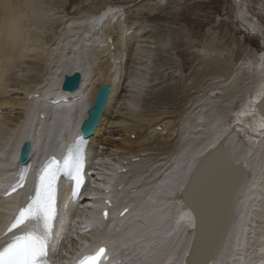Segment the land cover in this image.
Here are the masks:
<instances>
[{"label": "bare ground", "instance_id": "bare-ground-1", "mask_svg": "<svg viewBox=\"0 0 264 264\" xmlns=\"http://www.w3.org/2000/svg\"><path fill=\"white\" fill-rule=\"evenodd\" d=\"M13 1L15 0H0L2 3L0 6L4 11L3 20H5L0 27V35L12 37L4 42H1L2 38H0V56L4 57L0 61V116L7 118H0V132L3 133V135L0 133V184L10 183L19 148L28 137L32 138L33 144L31 160L38 159L43 153L60 155L62 144L58 138L66 137L63 140L65 144L69 137L80 134L79 127L87 119L86 113L93 106L100 86L108 84L112 87L108 108L94 137L87 142V148L91 155L88 159L89 165L94 161L99 162L98 179L91 181L93 187L90 191L97 200L92 201L91 205L104 209L106 208L104 201L107 199L114 204L119 201H125L123 205L129 204V213L122 223L116 224L113 231H109V225L105 224V228L100 233L101 238L116 239L109 243L119 246L116 250L117 254L111 252L114 255L112 259L125 258L120 264H184L188 245L194 234L195 222L183 207L180 193L203 155L223 142L231 148L234 163H240L248 170L249 178L247 184L238 191L244 185H241L244 176L241 171L230 167L220 153L210 157L204 165L203 175L197 178L195 188L191 190L201 210L202 237L196 248L198 252L194 258L195 264H203L209 258L218 246L222 234L224 235L222 242L224 241L229 228L231 231L227 235L225 247L223 250L220 249L221 257L214 259L212 264H264V260H259L261 258L259 255L264 254V119L258 114L256 104L264 97V53L253 54L250 60L237 64L232 75L226 79L225 70H228V67L224 70L222 67L220 70L218 68L221 66V62L218 61L220 57L215 56L222 52H216L214 44H205L199 56L210 59L207 58V62L211 70L204 72L203 78H205L204 83H210L207 85L213 88L210 87L211 92L208 91L210 93L208 96L206 94L205 99L202 96L204 100L193 102L213 104L215 115L209 117L202 108L197 112L186 111L184 110L186 105L181 104L182 107L172 109V113L164 112V115L176 114V117L180 115L182 119L178 118L175 127H171L178 129L169 131L167 137L165 136L166 138L161 141L162 145L155 143L152 147L153 140L159 138L160 141L161 137L155 138L148 133L145 137L139 136V129L144 128L140 126V122L146 120L144 116L139 114L137 116L135 113L129 119L123 112L119 116H116L118 112H114L118 98L126 93L119 76L123 69H127L125 66L129 61L125 60L127 54L122 49L128 46L129 39L135 40L138 37L137 35L135 38V32L130 36L127 35L131 30L125 28L117 19L120 11L111 6L98 14L85 12L84 14H88H81L82 16L66 21L55 43L47 49V53L42 54L40 62H35L32 54H30L31 60L22 57L25 51L22 33L25 34L26 30L22 31L21 24L24 23V18L23 15H18L21 10L15 7V3L19 0ZM233 2L237 7L236 30L246 39H260V44L264 48L263 27L248 16L250 14H248L247 0H233ZM113 18L117 19L116 23L110 21ZM130 19L135 20V17L130 16ZM146 41L143 43H149ZM134 42L132 48L133 44L135 48L132 51L137 54L140 48H143L140 45L142 42ZM214 57L218 60L215 61ZM17 60L22 64H29L27 69L33 72L31 81H34V89H38L37 93L30 95L29 93L32 92L30 87H20L31 83L16 78L14 80L12 75H8L13 64L18 63ZM225 60L223 62H226ZM144 69L145 64L135 63V78L139 75L138 72ZM146 69V73L150 71L148 67ZM76 71L83 77L81 88L75 93L63 92L61 85L64 75ZM140 76L141 74L138 78ZM207 78L210 79L206 80ZM141 79L143 78L138 79L139 82ZM242 79H247L249 83L252 81V84L248 85H253L250 87L254 92L250 88L253 93L249 94L251 91L247 88L244 91H249L247 94L250 96H244L243 93L244 97L240 98L241 94L237 97L234 90L238 88L235 84ZM135 84H133L135 90L140 91L142 84L138 85L140 88ZM238 84L240 85V82ZM243 86L241 88L246 87ZM240 90L236 91L240 92ZM11 92L14 94L11 95ZM135 93L138 94L136 91ZM158 97H161V101H165L168 100L169 95L165 93ZM236 98L242 100L241 103L239 102L244 108L242 115H237L236 125H232L233 121L226 123L228 119L224 123V118H230L229 113H225V109L229 107L227 110L230 111V105L237 102ZM217 105L221 108L217 109ZM223 106L225 112H222ZM199 107H202V104ZM112 113L115 115L111 120L112 125L113 123H122V125L113 129L110 134L119 133V129L122 131L128 124L129 128L134 129L127 131L129 137L134 133L138 137L135 142L127 137L121 140L119 146L116 141L106 137V125L110 123L108 118ZM41 115L45 116V119H41ZM149 122L155 124L151 120ZM164 124L163 122L161 125L155 124L156 126L151 128L154 133H151L157 134V127L163 125L164 128H161L160 132L164 135V131L168 130L165 122ZM195 129L198 131H194ZM235 134L238 137H235ZM100 147L103 151L101 157L97 154ZM113 150H123V153L109 168L105 161L114 153ZM93 153L96 154L94 159ZM132 159H135V162H132ZM124 161H129V164L125 165ZM129 166L132 167L128 168ZM155 166L156 169L153 170ZM93 167L96 166L92 165L89 171L95 170ZM24 195L25 192L22 191L6 201L0 200V220L8 216L13 204L20 202ZM232 209L235 211V218L231 225ZM74 212V207L69 206L65 215L68 217ZM80 213L93 215L94 211L81 210ZM87 218L85 217L84 220L89 222ZM91 225L93 226L92 222ZM93 235L94 233L91 234ZM131 255H135V258L127 261Z\"/></svg>", "mask_w": 264, "mask_h": 264}, {"label": "rangeland", "instance_id": "rangeland-1", "mask_svg": "<svg viewBox=\"0 0 264 264\" xmlns=\"http://www.w3.org/2000/svg\"><path fill=\"white\" fill-rule=\"evenodd\" d=\"M17 3H15V7L17 6V8L21 10V13L18 15H23L22 17L24 18V21L22 18L24 25L21 24L22 31L26 30L25 34L22 33L23 39L21 38L23 49H25L22 57L23 59L26 57L25 59L31 60L32 56L30 54H32V59L36 60L35 62H40L42 54L47 53V49L55 43L60 32L64 29L66 21L88 13L98 14L105 8L111 6L116 7V9L120 11L118 16L119 21L122 22L125 28L131 30L133 33H136L135 38L137 35L138 37L135 40L133 38L132 40L129 39L127 43L128 46L122 49L127 54V58H125V60L129 61V64L127 63L128 66H125L127 69H123L119 76L121 85L123 84L125 87L124 92L126 93H123L122 96L118 98L114 112H118L116 116H119L123 112L124 116L129 119L135 113L137 116L138 114L140 116H144L146 120L145 122H140V126H144V128L139 129V136L145 137L148 133L151 136H155V138L161 137L160 141L159 138L153 140L152 147L155 143L162 145L161 141L167 137L166 134H168L171 130L175 131L178 129L177 127L171 129V127H175L178 123V118L182 119L179 117L180 115L177 117L175 116L176 114L172 116L171 114L164 115V112L165 114L169 113L167 111L172 113V109H176V107L178 109L179 107L186 105L184 108L186 111L191 110L197 112L200 108H202L205 109L203 112L209 117H213L215 115L216 112L213 104H204V102H199L202 104V107H199L201 104H194V102L204 100L211 92V88H213L212 86H208L210 83L205 82V84V78H203V73L206 71L210 72L211 70V67L208 64L209 62H207L210 59L207 57V60V58L205 59L199 56V54H201L200 51L204 49L205 44H214L216 47L215 49L217 50L216 52H222H218L220 54H215L216 57H220L219 60L216 57H214V59L215 61L217 59L221 62V66H218L220 70H222V67L223 70L228 67V70H225L226 79L232 75L237 64L243 62L244 60H250L253 54L264 53V48H262L260 44V39H246L243 37V34L236 30L235 15L237 7L234 6L233 0H19ZM247 6L249 7L248 14H250L248 16L252 20L255 19L254 21H257L264 30V0H247ZM85 12L88 13L84 14ZM3 13V8L0 6V27L2 26V22L5 23V20H3ZM129 13H131V15ZM130 16L135 17V20L130 19ZM6 23L8 25V22ZM135 29L137 30L135 31ZM0 38H2L1 42H4L7 39H12V37H5L4 35H0ZM146 40L149 43H143V41ZM134 41L142 42L140 45H142L143 48H140V52H137V54H135V51H132V49L135 48V44H133L132 48V43ZM25 42L28 43L26 44ZM27 52L28 57L26 55ZM142 53H144V58H142ZM3 58V56H0V61H2ZM224 59H226V62H223ZM135 63L145 64V72L144 70L142 72H138L139 75L141 74L139 78V75L135 78ZM28 65V63L22 64L20 62L13 64V67L8 75H12L14 80L16 78L20 81L22 80L26 83H31L20 87H30L32 92L29 94L31 95L37 93L38 89H34L35 83H33V80L31 81L33 72L27 69ZM146 67L150 70L147 73ZM144 77L146 78L145 80ZM140 78L143 79L139 82L138 79ZM208 79L210 78H207L206 80ZM244 80L245 79H242V81L239 80L235 84V86L238 85V88H241L243 84H246V87L243 86L245 88H241L243 92L236 88L237 86L235 87L236 89L234 91L237 97L238 94H241L239 95L240 98L243 93L244 96H246L249 91H251L249 94L254 92V89L251 88L253 85H248L250 83L252 84V81L249 83L247 79L245 81ZM13 81H11V83ZM239 82L240 85L238 84ZM132 83H136L135 85L139 88L140 86L138 85L141 83V87L144 88H140V91L135 90V86ZM197 86L198 88H201L198 90ZM247 88L249 91L247 92L246 90L245 92L244 90ZM205 89H207V91ZM236 90H240V92ZM20 91L24 92L25 90ZM135 91L138 94H136ZM165 93H168L169 98L168 100L161 101V97L158 96L165 95ZM13 94L14 93L11 92V95ZM202 96H204V99H202ZM244 96H242V98ZM20 97L24 98L23 96ZM240 98H236L237 102H235L234 105H230V111H228L229 107H226L225 112V106H223L222 112L229 113L230 115V118L223 119L224 123L227 119L228 121L226 123H229L232 120V116H236L241 112L242 109L240 106H243V104H240L242 101ZM188 102L190 103L188 104ZM159 103L160 105H158ZM177 103H179V105ZM205 105L206 107H204ZM195 106H198V108ZM217 106V109L219 107L221 108V106ZM236 109H238V111ZM114 116L115 115L112 113L108 118L110 123L106 125V137H110V140L112 139L114 142L116 141V144L118 143L117 145L121 146V140L129 137V132L127 131L134 129L129 128V125L127 124V127L122 130L126 131L125 133H122L121 129H119V133L114 132L113 134H110L113 129L122 125V123H113L112 125L111 120ZM0 118L7 119L6 116H0ZM148 119L153 121L156 125H161L162 122L163 125H165V122L168 126V130L164 131L165 133L162 135L161 132L158 131V129L164 128L162 125L161 127H157V134H152L154 133V130L151 128L155 124L152 125ZM194 131H198V129H195ZM0 133L3 135L2 131ZM137 138L138 137L135 133L129 137L132 142H135ZM102 148L100 147L98 152L99 157L102 156ZM163 149L164 147H162L161 150ZM113 152L114 153L109 155V158L106 159L107 162L105 161V163L114 164L119 155L123 153V150H113ZM93 154L95 155V153ZM132 166H129L128 168H131ZM154 169H156V166L153 167V170Z\"/></svg>", "mask_w": 264, "mask_h": 264}, {"label": "snow or ice", "instance_id": "snow-or-ice-1", "mask_svg": "<svg viewBox=\"0 0 264 264\" xmlns=\"http://www.w3.org/2000/svg\"><path fill=\"white\" fill-rule=\"evenodd\" d=\"M84 141L71 145L62 161L52 158L41 170L34 195L22 208L7 229L14 234L0 247V264H49V246L57 218V181L61 175L69 177L80 188L83 180ZM107 216V213H105ZM106 250L100 248L93 256H86L80 264H104Z\"/></svg>", "mask_w": 264, "mask_h": 264}, {"label": "water", "instance_id": "water-1", "mask_svg": "<svg viewBox=\"0 0 264 264\" xmlns=\"http://www.w3.org/2000/svg\"><path fill=\"white\" fill-rule=\"evenodd\" d=\"M239 6L241 7L242 5ZM72 76L73 77L69 75L65 76L64 81L62 83L63 92L75 93L80 89L82 82L81 74L79 72H75L72 74ZM111 93H112V88L109 85H103L102 87L99 88L96 95L95 103L87 111V119L83 122L81 126V132L83 133L84 137L91 138L94 135V132L99 126L101 119L106 111ZM256 104L258 107V114L264 119V113H263L264 97L259 99V101ZM217 153H220L224 157V160L227 161L230 167L242 172L244 178L241 185L243 184L244 185L238 191H240L247 184L249 178L248 170L245 168L244 165L240 163H234L231 148L223 142L219 143L217 147H215L214 149H211L210 151L205 153V155H203V157L199 160V162L194 167L192 174L186 181L180 193L183 207L186 209V211L189 212V214L193 217L195 222L194 234L189 242L188 250H187L188 252L186 254L184 264H195L194 258L196 257V254L198 252V251L196 252V248L199 245L200 239L202 237L200 232L201 210L198 208L197 201L195 197L192 195V191H193L192 188L193 189L195 188V184L197 183L196 181L197 178L203 175V168L206 162L208 161V159L213 155H216ZM31 155H32V145L30 143H25V145L22 147L20 152L19 164L26 165L29 162ZM234 218H235V211L232 209L230 212V221L232 220L231 225L233 224ZM230 229L231 228H229L223 242L222 240L224 235L222 234L218 246L203 264H211V262L214 261V259L218 256V254L221 251L220 249H223L225 245L227 235L229 231H231Z\"/></svg>", "mask_w": 264, "mask_h": 264}]
</instances>
